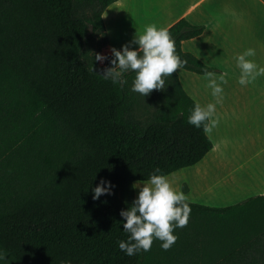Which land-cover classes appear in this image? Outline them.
<instances>
[{
	"label": "trees",
	"instance_id": "trees-1",
	"mask_svg": "<svg viewBox=\"0 0 264 264\" xmlns=\"http://www.w3.org/2000/svg\"><path fill=\"white\" fill-rule=\"evenodd\" d=\"M113 1L0 0V264H264L262 194L190 201L168 250L160 240L133 256L119 249L133 182L193 166L213 144L188 123L196 102L176 71L145 96L131 90L134 71L123 85L90 71L109 66L88 46L100 36L107 44L102 13ZM167 29L183 69L219 72L181 48L203 25L182 17ZM100 178L113 194L93 199Z\"/></svg>",
	"mask_w": 264,
	"mask_h": 264
},
{
	"label": "crops",
	"instance_id": "crops-1",
	"mask_svg": "<svg viewBox=\"0 0 264 264\" xmlns=\"http://www.w3.org/2000/svg\"><path fill=\"white\" fill-rule=\"evenodd\" d=\"M182 17L191 24L203 25L204 29L198 36L183 40L181 48L193 53L206 65L219 69L217 76L224 75L226 80V83L217 80V83H222L223 101L216 105L215 115L219 118V123L213 127L215 141L212 152L218 141L223 143L225 149L227 147V161L230 162L231 157L236 160L235 167H243L248 172H253L254 168L264 170V75L257 76L247 85H240L238 78L241 70L235 59L238 53L254 48L256 55L248 59L254 60L259 67H264L263 0H115L102 13L107 36V44L102 48V53L108 52L111 57L112 47L120 49L133 39L136 32L142 33L146 25L156 24L158 28H168ZM132 47L136 48L138 45L133 44ZM176 72L183 89L196 103L206 106L215 102L205 74L183 68ZM181 72H184L186 88ZM201 86L207 97H203L205 94L200 89ZM250 107L253 113L244 114ZM240 120L257 122L241 124ZM251 127L260 131L259 148L256 151L260 156L253 160L251 156L239 160L240 153H244L242 149L251 141L249 136L242 134L243 130ZM220 157L224 155L221 154ZM227 175L234 178V183L236 178H243V183L248 185L250 191L246 195H264V185H252L254 179L241 178L229 172Z\"/></svg>",
	"mask_w": 264,
	"mask_h": 264
},
{
	"label": "clouds",
	"instance_id": "clouds-1",
	"mask_svg": "<svg viewBox=\"0 0 264 264\" xmlns=\"http://www.w3.org/2000/svg\"><path fill=\"white\" fill-rule=\"evenodd\" d=\"M138 45L133 48L132 45ZM111 57L108 54L97 52L95 60L101 64L108 60L111 66L102 69L98 74L94 66L90 69L94 74L111 80L115 84L126 83L124 74L135 72L131 90L142 95H147L153 89L165 88V77H169L177 69L187 64L176 51L174 37L166 27H157L156 24L146 25L143 32L134 35L133 39L121 46L120 49L111 48ZM256 55L254 48H247L235 57L237 67L241 73L238 78L240 85L251 83L257 76L264 75V67L248 59ZM207 86L212 90L215 102L206 106L199 103L194 105L188 116V123L195 128H203L205 133H210L218 123L216 105L223 101L222 83H226L224 75L206 72ZM217 80L222 83H217ZM115 185L111 181L100 178L99 183L92 188L93 199L101 195L113 194ZM138 189L133 201L120 211L123 218V231L129 233L127 240H120L118 247L128 256H133L141 251L150 250L154 240H160V247L168 250L178 239L174 234L176 228L187 225L191 213L189 197L183 190L176 191L168 176L160 168H155L145 183L135 182L131 186ZM127 203V202H125ZM7 252L0 249V261H8ZM61 264H72L71 260H63Z\"/></svg>",
	"mask_w": 264,
	"mask_h": 264
},
{
	"label": "rangeland",
	"instance_id": "rangeland-1",
	"mask_svg": "<svg viewBox=\"0 0 264 264\" xmlns=\"http://www.w3.org/2000/svg\"><path fill=\"white\" fill-rule=\"evenodd\" d=\"M85 13L89 15L91 13V10L89 8L85 9ZM103 40L100 36L98 39L93 40L90 42L88 46V50L91 53V55H95L97 52L102 53V46H103ZM106 54V53H102ZM107 61V60H106ZM104 61V63H106ZM100 65V62H98ZM184 72H181V78L184 84V87L186 88V81L184 80ZM185 82V83H184ZM201 90H203V97H207V94L204 90V87H200ZM187 90V89H186ZM208 90V89H206ZM188 91V90H187ZM242 95V94H240ZM247 95V94H246ZM253 113L252 107L249 108L248 112H245L244 114ZM245 122H250L251 124L257 122L252 120H240L239 123L245 124ZM259 129H255L253 127L247 128L243 130V133L245 136H249L251 141L250 143L242 149V151L245 153H240L239 160L241 159H247V157L258 158L260 154H258L256 151L258 150L259 146ZM209 138L213 142L215 141V135L213 133V129L210 133H207ZM251 135V136H250ZM216 143L218 147H216ZM214 144V150L212 152V149L210 152L198 163H196L193 166H189L186 168L179 169L177 171H174L173 173L167 175L168 179L172 185V187L176 191L183 190L185 194L189 197V201L193 202H199L207 205L212 206H225L229 205L235 202H239L243 200L244 198H247L249 196L253 195H246L249 193V187L248 185H245L243 183V178L247 179H254L252 181V185L258 187L259 185H264V170L260 168H254L253 172L249 170L246 171L245 168L237 166L236 160L230 158V162L227 161L228 155H227V147L226 149L223 147V143H220L216 141ZM210 153H214L213 156H210ZM255 153V154H254ZM224 155V157H220ZM234 154V153H233ZM256 155V157H254ZM256 159L254 162L256 163ZM226 161V162H225ZM224 163V167L223 166ZM252 166V165H251ZM229 174H235L236 176H240L242 179L236 178V183H234V178ZM232 172V173H231ZM148 180H136L135 182H141L145 183ZM135 197L138 194V189H134ZM246 195V196H245Z\"/></svg>",
	"mask_w": 264,
	"mask_h": 264
}]
</instances>
